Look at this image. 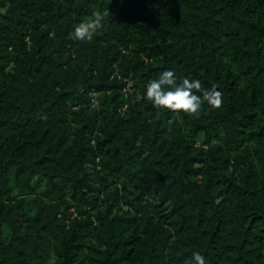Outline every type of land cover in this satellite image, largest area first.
I'll return each instance as SVG.
<instances>
[{"label":"trees","instance_id":"trees-1","mask_svg":"<svg viewBox=\"0 0 264 264\" xmlns=\"http://www.w3.org/2000/svg\"><path fill=\"white\" fill-rule=\"evenodd\" d=\"M166 70L222 107L155 108ZM193 252L264 264V0H0V264Z\"/></svg>","mask_w":264,"mask_h":264},{"label":"clouds","instance_id":"clouds-1","mask_svg":"<svg viewBox=\"0 0 264 264\" xmlns=\"http://www.w3.org/2000/svg\"><path fill=\"white\" fill-rule=\"evenodd\" d=\"M109 12L94 11L92 17L78 23L72 36L79 41H91L94 34L102 28L104 17ZM202 92V95H197ZM146 97L157 109L173 112H183L194 116L199 113L202 104L207 103L212 109H219L224 102L223 93L213 85L204 89L199 79L181 78L179 81L174 71L166 70L157 79L146 85ZM184 264H207L205 257L199 252H193L191 258Z\"/></svg>","mask_w":264,"mask_h":264},{"label":"rangeland","instance_id":"rangeland-1","mask_svg":"<svg viewBox=\"0 0 264 264\" xmlns=\"http://www.w3.org/2000/svg\"><path fill=\"white\" fill-rule=\"evenodd\" d=\"M130 85H131V81H129V82L126 84L125 89L129 90ZM92 94H93L94 102H96V97H97V95H98V92H93ZM199 140H201V137L199 138Z\"/></svg>","mask_w":264,"mask_h":264}]
</instances>
